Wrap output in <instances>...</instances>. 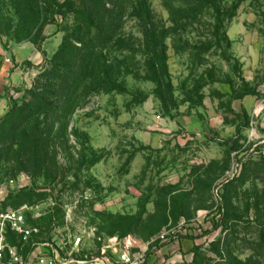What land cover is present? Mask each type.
<instances>
[{
	"label": "rangeland",
	"instance_id": "1",
	"mask_svg": "<svg viewBox=\"0 0 264 264\" xmlns=\"http://www.w3.org/2000/svg\"><path fill=\"white\" fill-rule=\"evenodd\" d=\"M211 1L124 0L100 73L65 119L40 116L54 137L33 156L19 112L41 88L61 109L47 76L94 4L0 0V228L24 210L27 238L4 229L25 260L113 264L130 240L131 264H264V0Z\"/></svg>",
	"mask_w": 264,
	"mask_h": 264
},
{
	"label": "trees",
	"instance_id": "2",
	"mask_svg": "<svg viewBox=\"0 0 264 264\" xmlns=\"http://www.w3.org/2000/svg\"><path fill=\"white\" fill-rule=\"evenodd\" d=\"M89 1L94 4L92 6L93 10H91L90 13L97 11V15L95 16L90 13L86 15L81 14L82 26L79 28V32L76 34V36L73 35V37H69V41L67 40L66 43L56 52L52 62L53 72L47 76V81L49 79L50 81H53L52 79L58 77L59 80L66 82V86L60 88L62 89L61 97L64 100L63 106L61 109L59 107H56L55 109V106L53 107V105L48 104L49 98L46 91L42 88L41 90L38 89L41 92H34L35 94L33 93L32 103L24 105V107H22L19 112L21 117V120L18 123L19 128H13L14 131H18L21 125H32L33 131L29 134L32 137V140L29 143L33 156H38L44 153L49 146V142H51L54 137L53 128H48L45 131H42L41 125L39 127L38 120L40 119V116H48L51 112H53L56 114L54 117L59 116L60 118L65 119L67 115L73 112L77 105V100L81 95V91L87 87L88 82L91 79V75L94 77L100 73V67L103 66V64H101L103 58L102 51L103 49L109 47L110 42L114 37V33L122 24V10L124 8L122 7V4H124V0H120V3H114L113 0H109L111 3L117 4L115 9L107 8L105 6L106 3H103L102 0ZM206 1L213 5L211 0ZM99 7H102L104 10L99 9ZM92 31L96 32L95 37H93L92 40H87L89 34ZM77 44L80 45L77 46ZM71 48L72 54H68V49ZM65 60L67 63H76L77 61H80V74L78 75L75 73L71 67L66 69L62 67L66 74L56 75L57 71L59 70L58 65L55 66L56 62ZM105 73L109 74L107 71H105ZM45 74H42L40 78L46 76ZM94 79L96 80V77ZM106 79H109L108 75H106ZM105 84L107 86H111V82L109 80H104L103 85ZM54 87H56L54 84H49L47 89H53ZM97 89L100 88L95 87L94 91H97ZM55 93L57 94L58 91L55 92L54 90V94ZM8 116L9 114L7 117ZM2 132H0L1 135L4 134V132ZM26 134L27 130H23V137H26ZM222 211L223 210L221 208L218 209V212L213 214V217L209 219L211 221L212 228L209 231H204V235L216 231L225 225V216H222ZM11 245L16 246L14 244ZM20 252L22 253V251Z\"/></svg>",
	"mask_w": 264,
	"mask_h": 264
},
{
	"label": "built area",
	"instance_id": "3",
	"mask_svg": "<svg viewBox=\"0 0 264 264\" xmlns=\"http://www.w3.org/2000/svg\"><path fill=\"white\" fill-rule=\"evenodd\" d=\"M2 225L3 227L0 228V264H66L45 256H39L33 262H29L28 258L25 260L19 247L9 244L4 225H7L16 235L24 238H27L31 233L27 229V220L24 210L6 211L2 215ZM114 247V258L112 257L113 264H131V249L133 248L131 241L126 240L124 242L119 256L116 255L118 254L117 243L114 244Z\"/></svg>",
	"mask_w": 264,
	"mask_h": 264
},
{
	"label": "crops",
	"instance_id": "4",
	"mask_svg": "<svg viewBox=\"0 0 264 264\" xmlns=\"http://www.w3.org/2000/svg\"><path fill=\"white\" fill-rule=\"evenodd\" d=\"M20 79H21V76H20L19 74L15 73V74L13 75L11 81H12L13 83H17L16 81H18V80H20Z\"/></svg>",
	"mask_w": 264,
	"mask_h": 264
}]
</instances>
